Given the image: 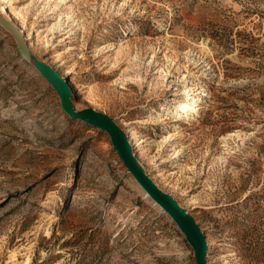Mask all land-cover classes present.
<instances>
[{
  "label": "rangeland",
  "instance_id": "obj_1",
  "mask_svg": "<svg viewBox=\"0 0 264 264\" xmlns=\"http://www.w3.org/2000/svg\"><path fill=\"white\" fill-rule=\"evenodd\" d=\"M0 16L73 110L122 130L208 264H264V0H0ZM119 152L0 24V264H198Z\"/></svg>",
  "mask_w": 264,
  "mask_h": 264
},
{
  "label": "water",
  "instance_id": "obj_2",
  "mask_svg": "<svg viewBox=\"0 0 264 264\" xmlns=\"http://www.w3.org/2000/svg\"><path fill=\"white\" fill-rule=\"evenodd\" d=\"M0 24L3 25L5 28H7L11 33H13L18 38L20 54L30 66L38 69L40 72L44 70L45 71L44 75L46 77L48 76L53 77L59 84L63 86L65 90V95L64 98L62 99V109L70 118L85 120L89 116H97L98 118L103 120L109 126V128L116 134V136L122 141L124 145L125 148L124 162L129 172L133 175V177L140 184V186H142L148 192H150L154 199L161 202L166 213L173 216L176 225L184 233V235L187 238V241L196 251L198 255V264H208L207 256H206L207 246L200 247L198 245L201 242L205 243V241H200V238L198 239L194 229L188 224L186 220H184L179 210L168 201V199L162 194V192L158 190L156 187L152 186L142 175H140L136 171L133 163L132 147L130 145V142L128 141V138L122 132V130L116 127V125H114L113 121L107 115L103 114L102 112L96 111L95 109L86 110L85 112L80 114V116L79 115L75 116L74 111L70 106V99L72 96V92L66 80H64L63 77L60 76L55 70H53L49 65L45 63L41 64L36 59L30 57V53L28 52L26 47L24 35L22 32L18 30L17 27L12 25L10 22H7L2 16H0Z\"/></svg>",
  "mask_w": 264,
  "mask_h": 264
},
{
  "label": "bare ground",
  "instance_id": "obj_3",
  "mask_svg": "<svg viewBox=\"0 0 264 264\" xmlns=\"http://www.w3.org/2000/svg\"><path fill=\"white\" fill-rule=\"evenodd\" d=\"M6 9H5V7H3V9H2V12H4ZM8 10V9H7ZM18 28V30L20 31V32H22V27L20 26V27H17ZM31 57V56H30ZM32 58V57H31ZM38 62H40V61H38ZM41 63V62H40ZM41 64H43V63H41ZM41 73L42 74H45V71L44 70H42L41 71ZM47 80L51 83V84H53L55 87H56V89H57V92L62 96V99L64 98V95H65V90H64V88H63V86L61 85V84H59L53 77H51V76H48L47 77ZM71 90V89H70ZM71 92H73L72 90H71ZM185 93V95L186 94H189L190 95V93L192 92V89L190 88L189 90L188 89H186L185 91H184ZM188 92V93H187ZM193 93V92H192ZM188 96V95H187ZM186 100V99H185ZM185 100H181V101H178L179 102V108H180V110L178 111V112H176V113H174V114H176V116H175V118H179V117H184V115L185 116H190V112L191 111H193L194 110V108L192 107V105L190 104V103H187ZM74 111V115L75 116H80V114H82L84 111H79V110H73ZM192 116V115H191ZM82 121H84V122H86V123H88V124H90V125H94V126H97V127H99V128H101V129H103V130H105L106 132H108L109 134H110V136L111 137H113L114 138V140L117 142V144H118V147H119V150H120V152L119 153H121V155L125 158V148H124V145H123V143H122V141L116 136V134L109 128V126L103 121V120H101L100 118H98L97 116H89V117H87L85 120H82ZM114 123V122H113ZM114 125H115V123H114ZM117 127V126H116ZM130 145H132V143H130ZM133 163H134V166H135V169H136V171L140 174V175H142L152 186H154V187H156V185L150 180V179H148L144 174H143V172L140 170V168H138L137 166H136V162H134L133 161ZM157 188V187H156ZM144 189V191H145V194H146V198H148V199H152L153 201H154V203L156 204V205H159V206H161V207H163L162 206V204H161V202L160 201H158V200H156V199H154L153 197H152V194L150 193V192H148L145 188H143ZM163 194V193H162ZM167 199H168V201L173 205V206H175L178 210H179V212L181 213V215H182V217L184 218V220H186L187 222H188V224L191 226V227H193L192 226V223H190V219L188 218V216L185 214V212L184 211H182L179 207H178V205L176 204V202L171 198V197H169V196H167V195H165V194H163ZM164 208V207H163ZM170 215V214H169ZM170 217H171V220H173L174 222H175V220H174V218H173V216L172 215H170ZM196 235H197V233H196ZM200 247H204V246H208L206 243H203V242H201L200 244H198ZM208 255V250H207V252H206V256ZM31 263V259L29 258V259H27L26 260V262L24 263V264H30Z\"/></svg>",
  "mask_w": 264,
  "mask_h": 264
}]
</instances>
